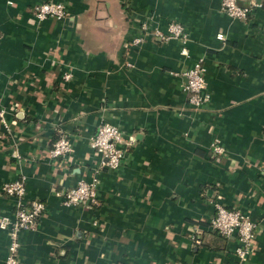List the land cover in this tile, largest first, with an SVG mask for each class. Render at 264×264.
Here are the masks:
<instances>
[{
    "label": "crops",
    "instance_id": "obj_1",
    "mask_svg": "<svg viewBox=\"0 0 264 264\" xmlns=\"http://www.w3.org/2000/svg\"><path fill=\"white\" fill-rule=\"evenodd\" d=\"M46 1L67 15L38 20ZM238 2L246 19L222 0H0V217L16 203L2 184L22 174L25 200L46 205L16 264H264V0ZM172 21L186 38L153 35ZM101 123L123 134L116 168L90 146ZM60 135L67 161L49 156ZM93 176L96 204L62 203L56 192ZM216 201L258 223L246 258L236 233L212 228ZM9 243L0 227V264Z\"/></svg>",
    "mask_w": 264,
    "mask_h": 264
},
{
    "label": "built area",
    "instance_id": "obj_2",
    "mask_svg": "<svg viewBox=\"0 0 264 264\" xmlns=\"http://www.w3.org/2000/svg\"><path fill=\"white\" fill-rule=\"evenodd\" d=\"M256 6H260V4H255ZM222 9L229 16L242 20L246 19L253 10L251 7L241 5L238 0H222ZM66 15V8L61 2L46 1L38 4L35 8V16L38 20L48 17L62 19ZM153 35L159 39L186 38L183 25L177 21L170 22L167 31L155 30ZM140 41L137 39L135 43ZM185 76L189 103L193 107H200L208 99V95L203 92L205 82L201 65L197 64L188 70ZM68 77L67 75L66 78ZM0 121L8 128L2 110L0 111ZM122 140L123 134L117 126L109 123H101L98 126L90 140V146L96 154L101 156V166L116 168L121 164L126 151V148L122 146ZM213 149L216 153L223 154L222 146L215 145ZM71 153L72 143L65 135H60L49 149V156L54 160L67 161ZM12 155L19 160L22 158L16 149L13 150ZM97 185L98 178L93 176L90 181L80 180L77 185L66 191L56 193L62 197V203L66 206L96 204ZM1 191L4 195L16 200L13 216L0 217V227L7 230L10 237L8 257L3 264H16L20 249V233L24 230L37 228L40 217L46 212V205L40 199L25 200L26 177L23 174L14 180L3 183ZM214 207L215 214L211 220L212 228L226 237L236 233L244 243L236 250V254L241 259L246 258L254 246L253 241L258 223L240 209L227 208L219 201L214 202Z\"/></svg>",
    "mask_w": 264,
    "mask_h": 264
}]
</instances>
